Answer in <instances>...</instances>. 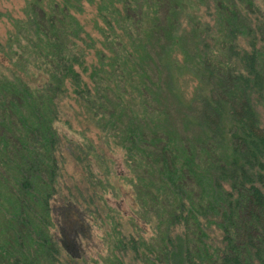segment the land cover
Here are the masks:
<instances>
[{"label": "trees", "instance_id": "trees-1", "mask_svg": "<svg viewBox=\"0 0 264 264\" xmlns=\"http://www.w3.org/2000/svg\"><path fill=\"white\" fill-rule=\"evenodd\" d=\"M85 4L97 37L78 17ZM260 9L256 0H25L0 40V264H62L64 250L78 264L68 245L88 238L89 214L111 225L118 264L128 254L145 264H264ZM186 73L196 79L189 99ZM67 98L119 152L126 171L114 175L141 210L124 224L89 138L72 156L90 192L62 182ZM168 101L180 105L184 131Z\"/></svg>", "mask_w": 264, "mask_h": 264}, {"label": "rangeland", "instance_id": "rangeland-1", "mask_svg": "<svg viewBox=\"0 0 264 264\" xmlns=\"http://www.w3.org/2000/svg\"><path fill=\"white\" fill-rule=\"evenodd\" d=\"M256 2L258 3L259 8H261V15H264V0H256ZM24 5L25 0H0V12L7 13L6 15H0V40L5 39L8 29L11 28L9 17H22ZM78 17L83 23L84 28L92 36L97 37L98 32L94 27V19L96 18L94 6L85 4V10L78 14ZM207 19H209V17H207ZM181 79L182 89L184 90V94L187 99H189L193 93L196 79L189 73H186V75ZM168 103L173 116H175L173 122L176 123L177 128L184 131V128L181 125L182 119L180 116L182 111L180 105L177 107V105L174 103L169 101ZM61 105L64 107V111H66V114L64 113L61 115V118H68L70 122V124H58L60 125V143L62 150L61 156L64 159V163L60 168L61 172L63 173L62 182L66 181L67 183L71 184L72 187L74 185L76 187L75 189H82L84 193L88 191L90 192V189L88 188L89 183L85 178L84 170L82 166L73 159L72 156L74 146L77 143L84 141L85 137L89 138L95 144L97 151L103 153H100L101 160L104 161H100L102 164L97 162L95 158H91L93 162H95V166H93L97 169L98 176H100V178H103L104 176L107 178V180L104 182L106 185L103 191L104 196L107 198L109 204L117 206L120 209L119 215L114 214V216L115 219L121 220L124 224L126 219H128V214H133L135 209H137L138 213H140L141 210L139 209L138 204L135 202V196L130 184L124 181L122 177L118 178L114 175V171H126V168L122 165L119 159V152L114 151L111 153L107 151V149L102 144V140H100L96 127L94 126L93 122L88 119L86 113L78 104V102L74 101L73 98H67L61 102ZM193 108H198V106L194 104ZM189 132L194 131L189 130ZM63 134H66L68 137L63 136ZM195 134L196 133L194 132L189 135ZM108 169L109 172L106 175L105 173ZM61 192L65 194L68 193L67 189L64 187H61ZM75 192H77V190H75ZM56 195L57 197L53 203L55 207H58L59 204H64V195ZM96 214L99 215L98 212ZM101 215V217L105 216L103 213H101ZM89 217L90 221L93 223L86 227V235L88 238L83 240L78 247L72 248L70 246L69 248L68 245L69 252L71 251L72 254L75 255L78 264H118L117 259H113V255L111 254L112 251L114 252L113 248L115 247L112 236L106 234L107 232H112L111 225L108 224V226H105L96 216L94 218L89 214ZM142 225L144 229L140 230V232L143 236L148 238L151 234L149 229L150 227L144 225L143 222L140 224V226L142 227ZM127 228H129V226L126 223V225H123V229L126 230ZM153 244L157 245V241H154ZM67 255L69 254H67L64 250L61 256V263L73 264L75 260H70V257ZM81 255L84 257V259L78 260ZM123 260L124 264H145L142 262V260L132 259L129 254L123 256Z\"/></svg>", "mask_w": 264, "mask_h": 264}]
</instances>
